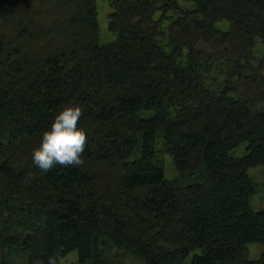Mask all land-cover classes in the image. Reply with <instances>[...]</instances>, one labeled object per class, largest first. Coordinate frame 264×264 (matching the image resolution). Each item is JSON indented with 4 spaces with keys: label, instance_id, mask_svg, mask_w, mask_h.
I'll return each mask as SVG.
<instances>
[{
    "label": "trees",
    "instance_id": "obj_1",
    "mask_svg": "<svg viewBox=\"0 0 264 264\" xmlns=\"http://www.w3.org/2000/svg\"><path fill=\"white\" fill-rule=\"evenodd\" d=\"M109 4L100 44L95 0H0V264H264V0ZM75 105L84 163L42 172Z\"/></svg>",
    "mask_w": 264,
    "mask_h": 264
},
{
    "label": "clouds",
    "instance_id": "obj_2",
    "mask_svg": "<svg viewBox=\"0 0 264 264\" xmlns=\"http://www.w3.org/2000/svg\"><path fill=\"white\" fill-rule=\"evenodd\" d=\"M83 115L79 105L65 107L55 116L51 128L42 134L39 148L32 152V162L42 172H48L57 165L79 167L86 145L87 135L78 127ZM61 254L48 258L47 264H59ZM40 264V262H37Z\"/></svg>",
    "mask_w": 264,
    "mask_h": 264
},
{
    "label": "rangeland",
    "instance_id": "obj_3",
    "mask_svg": "<svg viewBox=\"0 0 264 264\" xmlns=\"http://www.w3.org/2000/svg\"><path fill=\"white\" fill-rule=\"evenodd\" d=\"M96 11H97V23L99 32V43L105 44L112 41L115 38V34L108 28V14L112 10L109 4V0H95ZM182 4H186L181 1ZM188 5V4H186ZM217 26L223 28L228 26L227 21L217 22ZM255 55L260 57L264 53V45L257 38L256 45L254 48ZM245 143H242L236 147L231 153L233 156H239L244 153ZM159 157L164 163V175L166 178H172L176 175V170L172 159L165 153H159ZM249 174L252 180L256 184V192L251 194L249 197V203L254 210L264 209V188L262 187L263 182V166H256L249 170ZM248 253L247 258L249 260L257 259L263 250V245L258 242L247 243ZM13 260L17 263L20 261L19 254L14 255ZM77 260V251L72 250L66 256L61 257L59 264H71ZM126 264H139L134 259L126 258Z\"/></svg>",
    "mask_w": 264,
    "mask_h": 264
}]
</instances>
